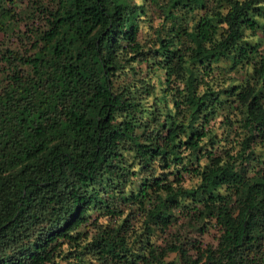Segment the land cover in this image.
Here are the masks:
<instances>
[{"label":"trees","instance_id":"1","mask_svg":"<svg viewBox=\"0 0 264 264\" xmlns=\"http://www.w3.org/2000/svg\"><path fill=\"white\" fill-rule=\"evenodd\" d=\"M0 264H264V0H0Z\"/></svg>","mask_w":264,"mask_h":264}]
</instances>
